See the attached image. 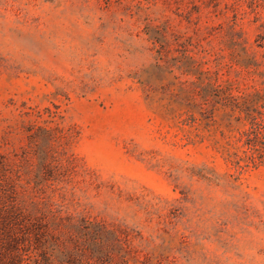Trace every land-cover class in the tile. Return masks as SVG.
Segmentation results:
<instances>
[{"label": "rangeland", "instance_id": "374dc122", "mask_svg": "<svg viewBox=\"0 0 264 264\" xmlns=\"http://www.w3.org/2000/svg\"><path fill=\"white\" fill-rule=\"evenodd\" d=\"M3 204L23 264H264V0H0Z\"/></svg>", "mask_w": 264, "mask_h": 264}, {"label": "trees", "instance_id": "16d2710c", "mask_svg": "<svg viewBox=\"0 0 264 264\" xmlns=\"http://www.w3.org/2000/svg\"><path fill=\"white\" fill-rule=\"evenodd\" d=\"M41 217H31L16 205L3 204L0 206V244L4 246L6 240L7 259L4 264H23L22 250L28 247L32 232L42 236L43 232L38 228L47 226L41 224ZM34 220V221H33ZM5 250V251H6ZM36 264H51L46 258H36Z\"/></svg>", "mask_w": 264, "mask_h": 264}]
</instances>
